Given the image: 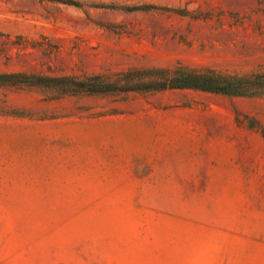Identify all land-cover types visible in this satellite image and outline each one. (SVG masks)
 Returning <instances> with one entry per match:
<instances>
[{"label": "rangeland", "instance_id": "rangeland-1", "mask_svg": "<svg viewBox=\"0 0 264 264\" xmlns=\"http://www.w3.org/2000/svg\"><path fill=\"white\" fill-rule=\"evenodd\" d=\"M0 264H264V0H0Z\"/></svg>", "mask_w": 264, "mask_h": 264}]
</instances>
